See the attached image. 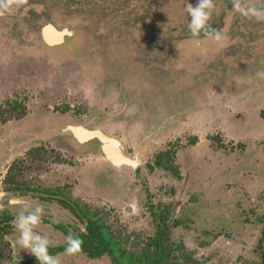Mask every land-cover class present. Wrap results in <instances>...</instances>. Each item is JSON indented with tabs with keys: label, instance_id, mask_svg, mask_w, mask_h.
<instances>
[{
	"label": "rangeland",
	"instance_id": "rangeland-1",
	"mask_svg": "<svg viewBox=\"0 0 264 264\" xmlns=\"http://www.w3.org/2000/svg\"><path fill=\"white\" fill-rule=\"evenodd\" d=\"M254 1L243 5L252 6ZM253 5L264 9V3ZM115 7L124 14L118 22L120 24L116 25L127 24V47L131 49L116 46L104 50L110 60L105 63L104 73L108 77L104 84L111 86L122 82L113 92L116 103H107L106 110L103 109L106 101L102 108L94 105L95 96L112 100V95L109 96L103 88L99 89L102 91L100 94L95 92L94 98L90 90L84 95L74 94L76 97L68 98L61 90L49 89V93V87L45 90L38 86L30 88L29 82H22L19 78L21 83L13 93L1 80L6 77L9 83H15L23 70L14 67L17 65L10 57L8 63L0 61V76L3 73L0 77V116L6 115L2 109L6 107L3 106L5 102L11 101L13 94L17 93L22 109L70 113L78 123L100 121L105 131L123 140L131 157L139 158L144 165L136 173L129 168L116 171V183L111 186L116 192L114 200L108 193L96 188L99 184L95 183L94 172L103 170L106 162L88 152L93 150L92 144L86 148L76 146L80 155L74 156L72 148L63 145L67 142L48 143V150L41 154L43 159L33 163L35 172H20L17 163L12 168L10 176L18 180L15 186L28 193L18 197L35 206L39 201L41 204L47 202L46 192L53 195L60 192L59 196L72 205L78 204L76 206L81 209L78 213L63 211L60 207L63 204L59 203L61 216L53 214L51 217L58 220L47 221V225L38 226L34 231L49 239L50 255L62 252L58 255L63 258L60 260L62 264H114L107 255L91 260L79 251L73 254L64 251L66 240L62 235L71 233L80 240L81 234L89 232V219H93L89 223H95L94 227L106 239L119 264H142L144 258L155 252L154 240L157 236L163 237L169 261L173 264H264V78L258 77L255 71L264 72V63H260L262 59L264 62V55L261 54L264 51V26L259 25L261 21L243 19L244 35L254 42L251 48H254L253 56L241 48L228 47L224 50L225 47L211 59L217 60L213 66L195 69L191 74L194 87L201 92V96L206 94L202 100L197 93L194 94L195 99L186 98L191 105L197 106L196 112L193 116L185 113V122L171 129L167 127V117L163 116L177 110L178 105L170 101L176 93H166L165 85L168 84L158 85L157 82L162 83L173 74L171 63L177 54L175 44L184 45L186 41L202 39L203 35L191 36L186 27L189 18L182 17L173 9L166 15L152 14L153 7L144 0H122L121 3L114 2L112 9L94 7V10L92 7L86 11L97 16L99 21L106 17L107 10ZM157 10L161 13L165 8ZM19 20L14 17L0 20V38L5 43H20L23 46L28 41L29 20ZM63 23L67 24L68 20ZM211 28L215 30L218 27L211 24ZM229 36L233 38L230 33ZM85 48L80 53L86 59L90 55L95 56L94 52L99 58V51H103L101 48H94L97 49L94 52ZM180 52L179 64H182L181 59L186 58L185 54H189L194 62L198 59L197 51L188 49ZM223 53L225 59L221 58ZM46 54L51 55L50 52ZM77 55L80 54L73 53L67 62L76 63L74 59ZM251 57L254 62L257 61L255 64L260 63L254 70V63L251 68L247 65ZM112 59L120 61L121 66L115 68ZM220 59L223 63H218ZM242 63L247 66H237ZM22 65L26 67L24 63ZM99 70H102L101 67ZM23 73V76L29 77L34 72ZM76 76L85 83L89 74L87 72L86 76L81 68L75 72ZM103 76L99 78L100 83L104 81ZM139 76L143 77L142 82ZM170 87L175 88L173 85ZM258 87L263 89L258 90ZM161 105L165 114L159 113ZM44 117H31L26 121L27 126L22 124L14 134L19 132L22 136L25 131L39 130L40 124L46 123L48 128L39 131L51 135V129H58L60 122L51 123L46 118L43 120ZM13 146L10 143L2 145L0 160L6 158L4 156ZM21 158L17 161L20 162ZM62 158L64 165L58 168L56 164ZM2 171L6 173L8 170L0 169ZM50 172H53L51 182L47 178L40 179L41 176H49ZM64 177H67V182ZM5 185L0 181V192ZM130 205L133 209L127 211ZM16 206L18 208L19 205ZM2 214L0 210V221ZM59 223L62 227L54 226ZM51 225L52 228L49 227ZM18 235L12 223L6 225V222H0V264H28L30 259L39 264L33 254L16 246ZM64 254H67L66 257Z\"/></svg>",
	"mask_w": 264,
	"mask_h": 264
},
{
	"label": "flooded vegetation",
	"instance_id": "flooded-vegetation-1",
	"mask_svg": "<svg viewBox=\"0 0 264 264\" xmlns=\"http://www.w3.org/2000/svg\"><path fill=\"white\" fill-rule=\"evenodd\" d=\"M86 1H88V4H84V2ZM119 1L121 3L122 0H42V1L35 0V2H31V0H0V4L3 3L9 4V10L3 11L2 14H0V20L6 18L10 20L11 17L16 18L17 20L20 19L19 21L27 20V19L29 20V25L27 27L28 34L26 36V39L28 41L25 43V45L22 46L20 43H16V44L13 43V45L8 44L5 43V41L0 38V61L6 60V63H8L7 60L10 57V59H13V61L17 65L14 67H17L18 70L20 71L23 70V72H28L29 70H31L34 72L29 74V77L23 76L24 73L21 72L20 74H18V77H16L17 81L15 83H9L7 81L9 80V78L4 77V79L1 80L3 81V84L8 85L7 87L13 90L12 92L14 93V91L15 92L17 91V87H18L17 85L21 83L19 82V78H21L22 82L25 81L29 82L30 88L31 87L33 88L34 86L35 87L38 86L41 87L43 90H45L47 89L46 87H49L48 88L49 93L50 90L51 91L54 90L56 92H59L58 90H61L62 94H66L68 98L76 97V95L78 94L84 95L85 92H89V90L91 91V95H93L91 97L94 98L95 92H97V94H100L102 91L99 89L103 88L105 92H109V96L112 95L110 97L112 98V100L110 101V99H106L107 97L105 96L104 98L95 96L96 102L94 103V105H96L98 108H102L103 103H105L106 101V105H103L105 107L103 109L106 110V108L108 107L107 103L115 104L117 98L114 99L113 92L114 90H117V87H120V84L122 82L121 83L118 82V84H113L111 86H109V84H104L105 80L108 77V74L106 77V72L104 73V70L106 69L105 63L109 59L105 56L104 50L105 48L113 49L116 46L117 47L124 46L127 49L130 48V46L127 47V24H123L122 26H117L118 24H120L118 22H121V19L124 17L123 16L124 14L123 12L117 10L118 7L117 6L113 10L110 9L107 10V15L105 16L109 18L104 17L99 21H97L96 20L97 16L87 12L86 10L92 7L94 10H95L94 7L96 8L110 7L112 9V5L114 4V2L115 4H117ZM144 1H148L149 5L152 6L153 9L154 7L156 8L155 10L152 9V14L155 13L156 16L158 14L161 15L169 14L167 12L170 9H173L175 13H178L180 15L182 14L181 15L182 17H188L189 20H191V17L190 15L187 14L185 10V6L187 3H191L193 6H195L197 3V0H156V3H154V0H144ZM248 1H253V0H241V3L242 5L243 3L250 4ZM231 3L232 0H214V8L212 9L213 15L209 21V25L211 26L212 24L214 26H217L218 28L215 30L222 33L221 39L219 41H216L211 37L203 36L202 39L199 40L186 41L184 45H181L180 43L175 44V50L177 54L174 59V62L171 63V66H173L171 72L173 74L170 75L165 80H163L162 83L157 82L158 85L163 83L168 84L165 85L166 93H170V95H172V93L174 92L176 93L174 94L172 100H170L171 102L176 103L178 105L176 111L166 115L165 113H162V110L164 109L162 105L159 106V108L162 107L159 113L165 114L163 117L165 116L167 117V120L169 121L167 123V127L171 129L174 128L176 129L177 127L182 125V123L185 122L186 120L185 113L188 112V116H193V114L196 112L197 106L191 105V103L189 102L190 100L187 102L186 98L195 99L194 94L197 93V95H200L199 99L202 100L203 96L206 94L205 92V94L201 96V92H198L194 87L195 82L191 74L195 71V69H199L207 66L210 68L213 62L217 61V60L212 61L211 59H214L218 55L217 53L225 47L226 48L224 50H227L228 47H232V48L237 47L239 49L241 48L246 53L250 52L251 56L254 55V53L252 54L254 48L251 49L253 47L254 42L251 41L250 39H247L248 37L244 35L245 23L243 22V19H251L253 21L257 19L241 17L238 13L232 11ZM260 3L263 4L264 0H256L252 3V6H254L253 4L259 5ZM159 8L161 10L165 8V10H162V12L159 13L160 10H157ZM66 20H68V23L64 25L63 22ZM258 21L259 22L261 21L259 25L263 27L264 20H258ZM229 33L233 35L234 39L231 36H229ZM196 41H200V43L197 44ZM256 45L258 44L256 43ZM83 47H86L85 49H91L93 52L97 50L94 48H101V50L103 51L102 52L99 51V58L96 55V52H94L95 56L90 55L89 58L86 59L85 56L82 53H80ZM188 49H191V51L194 50L199 52L197 55L198 59H196L194 62L193 60H191L189 54H185L186 58L181 59L182 64H179L180 59L178 58V54L181 55L180 50L186 51ZM256 50L259 51V48L257 47ZM26 51L30 52L28 53L29 55L27 54ZM49 52L51 53V55L47 56L48 54L46 53ZM73 53L80 54L77 55L76 59H74L76 63L67 62L72 57ZM261 54L264 55V51H262ZM225 57L226 56L223 53L221 58L225 59ZM112 60H113V64L115 63L114 64L115 68L121 66L120 61H117L116 59H112ZM131 60L132 59H130V61ZM262 60H260V63H264L262 62ZM108 61L110 62V60ZM190 61H192V63H189ZM256 62L257 61L254 62L253 57H251V61L249 63L250 65L249 64L247 65L249 68H251L253 65L252 63L255 64ZM22 63L25 64L26 66L25 68L23 67ZM218 63H223V61H221L220 59ZM260 63L255 64L256 66L253 65L252 69L254 70L255 68H257V65H259ZM247 65L242 63L237 66H240L242 68L243 66H247ZM182 66H185L186 68H183ZM99 67H101L102 70H99ZM81 68L85 70L86 76H87V72L89 74V76H87V81L85 83H82L81 80H78V76H76L75 78V72ZM211 71L212 69L210 70V72ZM255 71L262 72L259 71V69ZM100 72L102 73V75H104L103 76L104 81L103 82L101 81L102 83L99 82V78L100 76H102L99 75ZM2 75L0 76L1 78ZM139 77L141 78L140 82H142L143 77L142 76ZM170 85H173V87L175 88L170 87ZM7 87L4 88L7 89ZM260 89L263 88L258 87V90ZM10 94L12 95V93ZM13 95L14 96L11 98L12 100L10 99L11 101L5 102V105H3L4 107L6 106L5 108H2L3 111L6 113V115L2 114L0 116V149L2 145L4 146L5 144L10 143L11 145H14L13 148H9L8 155L4 156L6 158L5 159L2 158L0 160V169L4 170L7 168L8 170L6 171V173H4L3 171L0 172V175H2L0 176L1 184H6L5 188L1 189L0 192V210L3 213L1 218L2 220L0 222H6V225L8 223H12L15 216L20 212V210L22 211V206L20 205L18 206V208L16 205L14 206L9 205L7 203L9 199L8 197L10 196L24 197L28 195L27 192L20 191L21 189L20 186H15L18 185V180H16L15 177L10 176V173H12L11 172L12 168L16 166L15 163H17V167L20 168V172H22L23 170L30 173L31 171L35 172V166L33 165V163H36L38 162V160H41L42 158L41 154H44L48 150L47 149L48 143L49 144H51L52 142L59 143L63 141L67 142L66 144L63 145L69 146V149L72 148L74 156L80 155L76 146H80L81 148L83 147L86 148L91 146L89 144H92L93 150L91 151L87 150V151L90 152L91 155L96 154L100 156L106 162V166L105 168H103V170L94 172L95 173L94 178L97 179V182L95 183L99 184L96 186V188L99 189V191L104 192L105 194L108 193L111 199L114 200L116 199L115 198L116 192L114 189H112V187L116 183V177H115L116 171L124 168L125 169L129 168L133 171V173H136L141 167L144 166L143 162H141L139 158L131 157L123 140L119 139L118 137H114L105 131V126L100 121L94 122L92 124L78 123L77 121L73 120L72 115L70 113L55 114L52 112H44L41 110L34 111L31 110L30 108L22 109L20 108L21 100L16 98L17 95L19 94L15 93ZM85 99L87 100L88 97H85ZM158 99L160 100V98ZM156 103L153 104L152 108L155 107ZM145 105L147 106L148 104L145 103ZM93 106L92 109L94 108ZM9 109H12V111H9ZM95 111L96 109L93 110V114H95ZM40 116L42 117L45 116L43 120H45L46 118V120L50 121L51 123L52 121L56 123L60 122V124L57 125L58 129L55 130L52 128L50 131L51 135H48L47 133H45V131L40 133L39 130L42 129L44 130L45 127L48 128V126H46V123H43L40 124L39 130L36 128L32 130L30 129L28 131H25L26 133L24 132L22 136L19 134V132L14 134L15 131L21 128L22 124H26L27 126L26 121H28V119H30L31 117L39 118ZM156 125L157 127H160L159 124L156 123ZM70 128H77L76 129L77 135L69 131ZM249 130L252 131L253 129H249ZM53 131L54 132L56 131V133H53ZM92 132H101L105 134L107 137L115 138L119 140L123 145L125 156H127L133 162H135L137 164L136 167H132L129 165L128 166L122 165L120 167L114 166L113 163L109 161L106 158L105 154L103 153L102 144L100 143L99 139L89 137V134ZM50 136H52L53 138ZM79 138L82 141H80ZM64 149L66 151L69 150V149L67 150L66 148ZM20 157L23 158H21L22 160H20L19 162L17 160ZM62 161L63 158L59 160V164H56L58 168L63 167L62 165H64L63 164L64 162ZM48 162H52V161H48ZM38 165H41V163H39ZM48 174L49 176L47 177L41 176L40 179L44 180L47 178L51 182V179H53L52 178L53 172H50ZM59 178L61 177L59 176ZM11 179H13L12 182H10ZM64 180L65 182H67L68 181L67 177H64ZM57 185L61 186V184H57ZM37 189L40 191L39 188ZM58 193L56 192L55 195H53L51 193L46 192L47 197L41 193L42 195L45 196L47 202H43L41 204V202L39 201V204H37L42 207L43 211H42L41 221L37 226H35L34 230L37 229L38 226L40 227L47 225V221L58 220V219L54 220L51 217L53 216V214L61 216L59 214L60 207L61 210L63 211L68 210V212L71 211L73 213L74 212L78 213L79 211L78 209H81L80 207L76 206L78 204H74L75 206L70 204L68 200H65L64 198L59 196ZM33 195L36 196V194L34 193ZM34 196H32L31 198L35 199ZM59 203L63 205L58 207ZM27 205L29 206V211H31L36 206L30 204ZM132 209H133L132 205L127 206L126 208L127 211H131ZM63 216L65 217V215ZM83 219H81V221H83ZM89 221H93V219L87 220V228L89 229L90 234L89 232H87V234L80 235L81 243L79 245V249H80L79 252L81 254L86 255L91 260L99 259L105 255H107L112 259V257L108 254L109 252L110 253L112 252L108 248L106 239L97 230V228L94 227L95 223L94 222L89 223ZM60 225H61L60 223L54 224L55 227H59V228L62 227ZM49 227L52 228V225ZM55 236H59V235H55ZM62 236L65 238L67 235H62ZM154 245H155V252L150 254L148 257L144 258L142 264H148L147 259H150L152 261V262L150 261L151 264H173L171 261H169L170 255L167 251L162 236L156 237V239L154 240ZM85 248H89L88 249L89 251H86ZM95 248L102 249L103 253H101V255L90 256L91 250H94ZM60 254H62V252H59L54 256L59 261V264H62V262L60 263V260H62L63 258L58 257V255ZM161 255H165L166 260H164V258ZM28 264H37V263L35 262L34 259H30V262H28Z\"/></svg>",
	"mask_w": 264,
	"mask_h": 264
},
{
	"label": "clouds",
	"instance_id": "clouds-1",
	"mask_svg": "<svg viewBox=\"0 0 264 264\" xmlns=\"http://www.w3.org/2000/svg\"><path fill=\"white\" fill-rule=\"evenodd\" d=\"M213 8L214 0H197L195 6L191 3L186 4L185 10L191 17L190 22L187 21L186 27L191 36L198 37L203 35L211 37L216 41L221 39L222 33L212 29L209 25V21L213 15ZM231 9L241 17L264 20V9L251 5L244 6L241 0H232ZM7 10H9L8 3L0 4V14ZM196 43L199 44L200 41H196ZM257 76L264 78V72H257ZM7 203L13 206H22V211L15 216L12 222L14 228L18 230L19 233L15 240L16 246H18L20 250H27L29 253L33 254L37 258L39 264H59L57 258L50 255L48 252L50 246L49 239L34 231L35 226L41 221L42 207L36 205L29 211V206L18 196L10 197ZM65 240L66 247L64 251L66 253L73 254L80 250L79 245L81 241L78 238H74L71 233L65 237Z\"/></svg>",
	"mask_w": 264,
	"mask_h": 264
},
{
	"label": "water",
	"instance_id": "water-1",
	"mask_svg": "<svg viewBox=\"0 0 264 264\" xmlns=\"http://www.w3.org/2000/svg\"><path fill=\"white\" fill-rule=\"evenodd\" d=\"M76 129L77 128H70L69 131L77 135ZM89 137L99 139L100 143L102 144L103 153L105 154L106 158L113 163L114 166L120 167L122 165H129L136 167L137 164L125 156L123 145L119 140L107 137L101 132H92L89 134ZM79 140L82 141L80 138Z\"/></svg>",
	"mask_w": 264,
	"mask_h": 264
},
{
	"label": "trees",
	"instance_id": "trees-1",
	"mask_svg": "<svg viewBox=\"0 0 264 264\" xmlns=\"http://www.w3.org/2000/svg\"><path fill=\"white\" fill-rule=\"evenodd\" d=\"M93 248V247H92ZM89 248H85V250L86 251H89L88 250ZM93 253V254H92ZM101 253H103V250L102 249H100V248H95L94 250H91V254H90V256L92 255V256H95V255H101ZM111 257H112V260H113V262H114V264H119L117 261H116V259L114 258V256L112 255V253H108ZM163 258H164V260H166L165 258H166V256L165 255H161ZM148 260V264H151L150 263V259H147ZM152 262V261H151ZM158 263V262H157Z\"/></svg>",
	"mask_w": 264,
	"mask_h": 264
},
{
	"label": "bare ground",
	"instance_id": "bare-ground-1",
	"mask_svg": "<svg viewBox=\"0 0 264 264\" xmlns=\"http://www.w3.org/2000/svg\"><path fill=\"white\" fill-rule=\"evenodd\" d=\"M228 43V42H227ZM177 50H179V49H177ZM16 126V125H15ZM35 126V125H34ZM8 129V128H7ZM26 133V132H25Z\"/></svg>",
	"mask_w": 264,
	"mask_h": 264
}]
</instances>
